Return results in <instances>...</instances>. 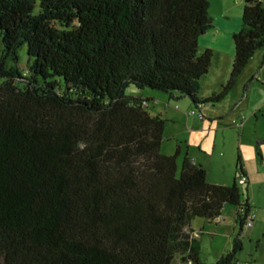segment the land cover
I'll use <instances>...</instances> for the list:
<instances>
[{
  "label": "trees",
  "instance_id": "16d2710c",
  "mask_svg": "<svg viewBox=\"0 0 264 264\" xmlns=\"http://www.w3.org/2000/svg\"><path fill=\"white\" fill-rule=\"evenodd\" d=\"M213 21L210 0H0V264H206L193 220L227 203L241 232L213 264H241L249 195L162 152L166 118L127 93L223 100L264 49V3L245 1L229 78L204 98Z\"/></svg>",
  "mask_w": 264,
  "mask_h": 264
},
{
  "label": "rangeland",
  "instance_id": "374dc122",
  "mask_svg": "<svg viewBox=\"0 0 264 264\" xmlns=\"http://www.w3.org/2000/svg\"><path fill=\"white\" fill-rule=\"evenodd\" d=\"M245 1L210 0L213 27L201 36L200 51L214 42L217 54L210 71L200 80L201 97L220 91L229 78L235 52L232 29L241 27ZM21 53L26 55L25 47ZM127 93L152 97L149 111L162 113L166 118L161 151L173 154L180 147L179 166L188 154L206 167L210 182L233 184L236 180L239 183L237 160L240 155L250 182L239 185L243 196L249 195L252 211L258 218L255 228L244 227V247L238 258L243 264H264V49L255 53L223 100L207 102L201 108L194 105L189 96L175 100L163 91L150 88L141 90L131 85ZM192 109L197 114L189 113ZM200 112L205 115L204 119L198 116ZM223 209L220 221L199 216L193 220V227L199 233L201 259L206 264H213L229 251L241 232L236 221L237 206L227 203ZM171 264L189 263L178 253Z\"/></svg>",
  "mask_w": 264,
  "mask_h": 264
},
{
  "label": "built area",
  "instance_id": "2783aa9c",
  "mask_svg": "<svg viewBox=\"0 0 264 264\" xmlns=\"http://www.w3.org/2000/svg\"><path fill=\"white\" fill-rule=\"evenodd\" d=\"M189 113L191 114H197L196 110L195 109H192ZM198 116L201 118V119H204L205 118V115L203 113H198ZM235 123H238V124H242V123H239L238 120H234ZM247 180V176L243 175L239 178V182L240 183H244L246 182ZM256 218V214L255 212L251 211L250 214H249V217L247 219V226H253L254 224V220ZM220 219V217L218 218V220ZM194 236H199V233L197 231H194L193 233Z\"/></svg>",
  "mask_w": 264,
  "mask_h": 264
},
{
  "label": "crops",
  "instance_id": "0c3cea01",
  "mask_svg": "<svg viewBox=\"0 0 264 264\" xmlns=\"http://www.w3.org/2000/svg\"><path fill=\"white\" fill-rule=\"evenodd\" d=\"M239 29V26H237V28L236 29H232L233 30V32L234 31H236V30H238ZM209 46H212V47H214V49H215V55L217 54V52H216V44L213 42L211 45H209ZM208 47V46H207ZM216 57V56H215ZM196 162H198L197 161V159H194ZM246 169V168H245ZM246 172L248 173V171H247V169H246ZM248 180H249V182H250V176H249V173H248ZM251 202V201H250ZM251 205H252V210H253V203L251 202ZM223 211H224V209H223ZM223 211H222V214H223ZM222 214H221V216H220V219L218 220V221H220V220H222L223 219V217H222ZM258 215L256 214V218H255V220H254V224H253V227L255 228L256 227V224H257V222H256V219L258 218L257 217ZM237 221V220H236ZM253 232L255 231L254 229L252 230ZM232 246H233V242H232ZM232 246H231V248H232ZM239 262L241 263V264H243L242 263V260L239 258Z\"/></svg>",
  "mask_w": 264,
  "mask_h": 264
}]
</instances>
